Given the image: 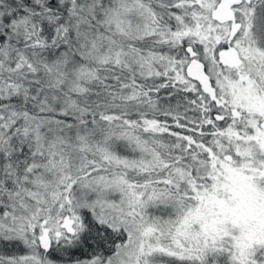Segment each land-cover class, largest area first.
Returning a JSON list of instances; mask_svg holds the SVG:
<instances>
[{"label":"snow or ice","instance_id":"1","mask_svg":"<svg viewBox=\"0 0 264 264\" xmlns=\"http://www.w3.org/2000/svg\"><path fill=\"white\" fill-rule=\"evenodd\" d=\"M0 264H264V0H0Z\"/></svg>","mask_w":264,"mask_h":264}]
</instances>
